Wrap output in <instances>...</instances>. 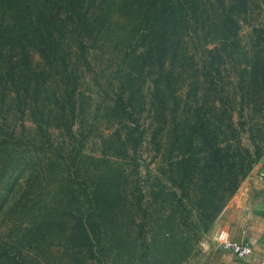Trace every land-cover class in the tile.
<instances>
[{
  "label": "trees",
  "instance_id": "trees-1",
  "mask_svg": "<svg viewBox=\"0 0 264 264\" xmlns=\"http://www.w3.org/2000/svg\"><path fill=\"white\" fill-rule=\"evenodd\" d=\"M263 156L264 0H0V264H183Z\"/></svg>",
  "mask_w": 264,
  "mask_h": 264
},
{
  "label": "crops",
  "instance_id": "crops-1",
  "mask_svg": "<svg viewBox=\"0 0 264 264\" xmlns=\"http://www.w3.org/2000/svg\"><path fill=\"white\" fill-rule=\"evenodd\" d=\"M226 230L231 239L251 246V254L238 258L229 250L215 252L218 264H264V156L241 182L234 195L212 224L202 245L217 246L215 235ZM218 247V246H217Z\"/></svg>",
  "mask_w": 264,
  "mask_h": 264
},
{
  "label": "rangeland",
  "instance_id": "rangeland-1",
  "mask_svg": "<svg viewBox=\"0 0 264 264\" xmlns=\"http://www.w3.org/2000/svg\"><path fill=\"white\" fill-rule=\"evenodd\" d=\"M247 30H248L247 27H244L243 33H246ZM34 57L37 58L36 54H34ZM24 124L26 126L32 125V123L27 120L24 121ZM204 238L205 236H203L200 242L196 245L193 253L183 264H218L219 261L215 257L217 255L215 254V252L221 251L220 247L217 245L218 247L214 246L212 247V249L204 248V246L202 245Z\"/></svg>",
  "mask_w": 264,
  "mask_h": 264
},
{
  "label": "built area",
  "instance_id": "built-area-1",
  "mask_svg": "<svg viewBox=\"0 0 264 264\" xmlns=\"http://www.w3.org/2000/svg\"><path fill=\"white\" fill-rule=\"evenodd\" d=\"M215 242L219 247L229 250L238 258H245L251 254L252 251L251 246H249L247 243H242L240 241L231 239L229 237L228 231L226 230H219L217 232L215 235Z\"/></svg>",
  "mask_w": 264,
  "mask_h": 264
}]
</instances>
